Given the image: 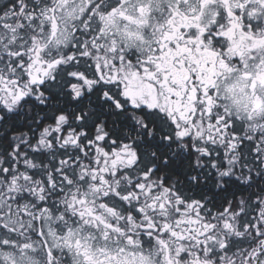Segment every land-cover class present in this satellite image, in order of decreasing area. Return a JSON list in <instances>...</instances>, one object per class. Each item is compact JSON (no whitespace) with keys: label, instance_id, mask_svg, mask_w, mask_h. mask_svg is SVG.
<instances>
[{"label":"snow or ice","instance_id":"1","mask_svg":"<svg viewBox=\"0 0 264 264\" xmlns=\"http://www.w3.org/2000/svg\"><path fill=\"white\" fill-rule=\"evenodd\" d=\"M0 264H264V0H0Z\"/></svg>","mask_w":264,"mask_h":264}]
</instances>
